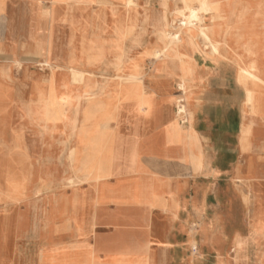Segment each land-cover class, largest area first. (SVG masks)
I'll return each mask as SVG.
<instances>
[{"label":"crops","instance_id":"0c3cea01","mask_svg":"<svg viewBox=\"0 0 264 264\" xmlns=\"http://www.w3.org/2000/svg\"><path fill=\"white\" fill-rule=\"evenodd\" d=\"M112 3L115 12L130 20L128 29L133 27L119 42L112 8L98 2L89 6L60 0L51 17L44 12L50 0H0V217L10 215L15 224L30 228L19 240L26 243L30 233L38 235L35 242L42 239L44 245L37 247L30 264L39 262L41 249L66 254L65 264H264V47L246 49L234 41L239 27L264 37V0H221L223 8L232 4L246 9L242 16L216 23L225 33L230 26L227 43L235 47H222L213 55L196 33L193 47H179L193 57L189 62L195 69L188 102L178 87L179 61L132 59L130 68L145 69L142 77L133 78L145 92L135 101L118 102L117 120L110 126L114 139L107 145L113 147L107 159L113 160L114 172L96 186L74 185L69 183L72 134L82 120L86 97L71 77L58 75L60 119L44 123L32 88L50 78L51 70L40 66L43 57L30 51L40 47L44 55L52 53L54 62L70 67L73 47L90 46L84 19L96 6L94 47H133V53H142L143 47L155 45L154 29L137 31V21L156 12L163 20L170 8L182 5L177 0H142L137 10L128 11L124 2ZM206 22L215 25L212 14ZM253 62L262 81H248L254 94L250 103L246 86L237 82V68ZM117 67L123 64L99 65V73L109 77L96 76L93 83H114L110 76ZM181 106L187 112L179 116ZM58 134L65 141L64 169L40 171L29 186L30 165L44 163L39 149ZM79 184L72 194L83 202L78 218L58 216V208ZM31 194L32 209L25 203ZM48 230L54 238L41 236Z\"/></svg>","mask_w":264,"mask_h":264},{"label":"bare ground","instance_id":"6f19581e","mask_svg":"<svg viewBox=\"0 0 264 264\" xmlns=\"http://www.w3.org/2000/svg\"><path fill=\"white\" fill-rule=\"evenodd\" d=\"M50 1H51V6L46 7L44 9V12L48 16L53 17L55 4L60 0H50ZM81 1L87 2L89 6H91L93 3L98 2L101 5H104V7L112 8V14L114 15V18L112 19V29L117 35L116 42H119V39L121 37L127 36L130 33V31L133 30V27L131 28L129 27L128 29L130 20L125 18L123 15L118 14V12L114 11L113 9L114 3H112L114 0H95V1L81 0ZM119 1L124 2V5L128 11L137 10L142 3V0H119ZM177 1H180L182 5L180 7L176 6L174 9L170 8V11L164 14L163 20L158 19V14L156 12V14L154 15L147 14L144 19L137 21V25H136L137 31L146 30L149 26H151V28L154 29L155 45L148 44V46L146 47H163V49L161 50H157V49L149 50L148 48L143 47L142 53H133V47L132 48L113 47V46L94 47L96 40L94 37L90 36L89 47H73L72 51L69 53L70 67L59 65L58 62H54L56 61V59L55 57L52 56V53L49 52L47 55H44L40 47L30 51L31 54L37 56L38 58L43 57L41 60L38 61L40 66L52 69L50 78H43L42 81L41 80L37 81L36 83H34L32 88V93L33 95L36 96V101L39 103L40 106L41 116L39 117L44 123L49 124L50 122H55L56 120L60 119L62 103H61V98L59 97L60 90L57 81L58 75L71 77L73 83L77 86V88L83 90L84 95L86 97L83 102L84 107L82 110L83 113L82 120L80 121L79 126L76 128V131H73L74 133L72 134V138L75 146L72 148L70 154L72 163L74 162V160H76L81 164V166L78 167L77 174L74 175L72 179H69L70 184L76 185L78 183H86L87 180L91 179L93 181L89 183V185L96 186L98 183H102L104 180L110 177L111 174H113L114 172L113 160L108 161L107 159L108 156L113 152V147L111 146L107 147V145L108 143L113 142L114 139V134L110 131V126L114 121L117 120L116 111L118 108V102H122L124 100L135 101L134 100L135 97H137L140 93L145 92V88L143 84L133 83L134 76L140 75L142 77L143 74H142V68L135 69L129 67L132 59L136 58L138 61H142L146 56L149 57L154 56L156 58H161L162 62L165 63L169 61H179L180 66L178 67V69H180L181 76L179 80L180 82L178 83V87L181 93H185L188 96L189 94L187 93L188 89L193 83L191 75H193V73L195 72V69L193 68L192 64L189 62L191 59H193V57L188 52L181 51L179 47H183V46L193 47V36L195 33L197 36L203 38L204 47H208L211 54L213 55L218 54L222 47H235L232 45L228 46L229 40L227 43V37H228L227 31L229 30L230 26L225 33V29L222 30L220 26L218 27L216 25V23L221 21L222 22L226 21L228 20L227 18L233 15H238V16L244 15L246 10L245 7L243 6L236 7V6H232L231 4L230 7L223 8L221 5V0H177ZM208 14H212L214 17L215 25L213 27L207 25L206 16ZM27 19L29 20V17ZM178 20L180 22V25L175 26ZM65 28H67L66 25ZM238 30L239 31H237V35L234 37L236 47H245L246 49H250L251 47H264V37L262 36L258 37L255 34V32L249 29L248 27L246 28L239 27ZM103 63L110 65L122 63L123 68L117 67L115 75L110 76L114 78L113 80H116L114 83L105 81L103 83L94 84L93 79L96 76L109 77V75L101 74V72L99 73L98 70L99 68L97 69V67ZM259 70H260L259 66L255 62L245 65L243 67L239 66L237 68V82L239 85L244 83V85L246 86V91H247L246 101L250 103L254 101V94L252 89H248L247 83L248 81H254V82L258 80L262 81ZM3 93L4 91L0 89V102L2 100ZM63 96L65 97L64 94ZM188 100H189V96L187 102ZM186 106L184 107L181 106L178 108L179 116L187 112ZM32 139L33 138H31V141ZM33 141L35 140L33 139ZM72 157L74 159H72ZM87 167L91 169L90 171H93L91 172L92 174L91 176H87ZM79 186L80 184L73 187L72 193L67 197L66 201L62 205H60V208H58V213H59L58 216L60 215L62 217L68 216V219L74 217L75 220L78 218L81 209V204L83 202L80 198L76 197L75 195L72 196V194L77 191ZM100 196H101L100 198H104L103 194ZM71 208L72 211L70 212ZM154 218L152 219L154 220ZM49 220L47 221L49 222ZM29 229L24 225L15 224L12 216L10 215H4L3 217H0V264H9V260H8L9 256L13 259L14 264L19 262L20 260H24L25 264H30L31 262L34 261V254L35 252H37V250H39L37 249V247L39 246L42 247L44 243L42 242V239L41 241L35 242L34 239L39 237L37 234H33V233L26 234L28 238L26 243L25 241L23 242V240H19V237L23 236L20 233H23L24 231L30 232ZM50 233L51 230H48L46 235L41 234V236L43 237L45 236V239L52 237L54 238V236ZM65 256L66 254H58V253H54V251L50 252L49 250L41 249V251H39L38 253V257H39L38 261L40 263L38 262L37 264H65L64 262Z\"/></svg>","mask_w":264,"mask_h":264},{"label":"rangeland","instance_id":"374dc122","mask_svg":"<svg viewBox=\"0 0 264 264\" xmlns=\"http://www.w3.org/2000/svg\"><path fill=\"white\" fill-rule=\"evenodd\" d=\"M96 10H97V8H96V6H94V7H92L91 9H89L87 11V14H85V15H88V18L84 19V24L85 25L87 24L86 33L89 36H91L93 34L94 27H95V29L97 27V16H96L97 15V11ZM82 21L83 20H81L80 22H82ZM177 25H180L179 20L175 24V26H177ZM175 29H177V28H175ZM182 30H184V29H182ZM88 38H90V37H88ZM50 70H51V73H52V69H50ZM142 74H145V69L144 68L142 69ZM135 77H141V76L138 75V76H135ZM178 101H181V103H184V99L183 98H179ZM140 107H142L141 110L143 112H146L145 111V105H141ZM58 135L52 139V142L47 143V144L41 146L40 152H41V154H44V156H45L44 163L40 164V163H37L36 162V163L30 165L31 177H29V179L27 181V183L29 184V186H31L32 183L34 182V180L32 178L34 176V174H37L40 171L52 170L53 172L55 171L57 173H61L62 170L64 169L65 163L67 162V159H66V156L67 155H66V152H65L64 147H63L64 137H62V135H60V134H58ZM38 154H40V153H37L36 155L38 156ZM62 156H63V158H62ZM72 159H74V158L72 157ZM75 159H76V157H75ZM72 164H73L72 165V177H73L74 175L77 174L78 167H80L81 164L78 161H76V160H74V162ZM90 170L91 169H89L87 167V176H91L92 175L91 172H93V171H90ZM72 177H70V179H72ZM92 181L93 180L90 179V180H87L86 183L89 184ZM27 197L28 198L26 199L25 203L28 202L29 204H28L27 207L32 209L33 208V205H34L33 195L31 194V195H28ZM231 253H233V251H231ZM8 260H9V264H14L13 259L10 256L8 257ZM241 262L242 261H234V264H242Z\"/></svg>","mask_w":264,"mask_h":264}]
</instances>
